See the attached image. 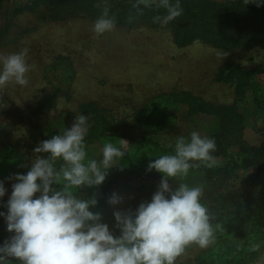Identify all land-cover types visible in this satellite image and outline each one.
<instances>
[{
  "label": "rangeland",
  "instance_id": "1",
  "mask_svg": "<svg viewBox=\"0 0 264 264\" xmlns=\"http://www.w3.org/2000/svg\"><path fill=\"white\" fill-rule=\"evenodd\" d=\"M81 1H91L108 10L124 3H138L10 0L0 5V55L27 49L26 63L30 66L26 87L9 82L0 88V181L6 189L0 197V213L7 214L12 184L17 182L9 177L27 174L37 155L34 148L70 129L76 115L88 117L86 164L102 160L106 143L120 147L119 139L128 142L124 156L107 170L104 180L110 182L115 177L109 196L116 193L123 198L117 205L110 204L113 212H132L141 185L158 188L162 174L153 175L156 170L148 171V165L171 152L155 147L150 139L175 150L179 137L189 140L193 131L209 137L218 131L219 117L195 110L194 101L197 107L202 102L235 105L244 127L243 141L253 145L262 142L264 45L221 49L196 40L180 46L175 42L170 22L164 25L140 21L133 27L115 24L111 31L98 35L93 31L97 19L87 12L55 18L70 3ZM224 52L226 57L218 55ZM245 73L250 74V84L240 88ZM54 90L60 91L54 108L39 116L36 111L40 103ZM100 117L104 118L102 125ZM89 136L94 137L92 142ZM238 150L234 147L226 155L213 157L215 163H201L214 168L224 166ZM61 164L63 161L59 160L55 166L59 168ZM257 172L239 169L223 186L207 183L194 173L170 178L173 188L180 183L203 187L201 203L214 217L216 237L208 248L189 246L176 264H198V258L206 253L211 255V261L215 260L209 264H240L246 259L245 264H259L264 256V219L245 221L244 216H235L233 208L220 201V195L238 188L242 179ZM261 177L264 179V172ZM62 187L58 184V188ZM104 191L103 183L72 189L79 198L96 199L97 204L89 209L94 213L103 209ZM13 234L7 231L5 217L0 216V246ZM253 243L261 245L259 251H249Z\"/></svg>",
  "mask_w": 264,
  "mask_h": 264
},
{
  "label": "clouds",
  "instance_id": "2",
  "mask_svg": "<svg viewBox=\"0 0 264 264\" xmlns=\"http://www.w3.org/2000/svg\"><path fill=\"white\" fill-rule=\"evenodd\" d=\"M140 4L144 7L155 4L158 9H165L166 15L154 17L155 22L164 25L183 12L180 0L175 4L171 0H138L135 7ZM114 26L115 20L105 8L94 22L93 31L100 35ZM27 52L23 49L19 53L0 55V88L9 82L28 85ZM218 55L224 58L227 53ZM88 131V117L76 115L70 129L34 148L37 155L27 174L9 177L17 182L12 184L7 214L0 213V216L5 217L7 231L14 234L0 246V264L10 259L20 264H176L189 246L203 249L215 243L214 217L201 203L203 187L180 183L173 188L170 183V178L186 177L190 169L199 166L193 161L215 163L211 155L216 150L214 139L193 131L189 140L177 139L174 155H163L150 162L147 170L154 169L163 178L150 202H141L134 213H113L115 226L120 230L116 237L101 222V214L89 210L97 204L96 199L79 198L72 189L101 185L107 170L124 156L128 142L119 139L120 147L106 143L102 160L99 163L90 160L86 164ZM41 153L47 155L41 156ZM59 160L63 164L57 168ZM53 184L63 187L57 191ZM5 192L0 181V197ZM36 193L40 195L34 198ZM122 199L113 193L108 203L117 205ZM260 247L259 243H253L249 251L257 252ZM259 264H264V256Z\"/></svg>",
  "mask_w": 264,
  "mask_h": 264
},
{
  "label": "trees",
  "instance_id": "3",
  "mask_svg": "<svg viewBox=\"0 0 264 264\" xmlns=\"http://www.w3.org/2000/svg\"><path fill=\"white\" fill-rule=\"evenodd\" d=\"M7 1L10 0H0V5ZM175 2L176 0H171V3L175 4ZM96 4L91 1L70 3L64 13L55 18H68L79 12H87L98 19L104 9ZM135 5L137 3H124L109 9V17L114 18L115 24L133 27L140 21L155 22L154 17H163L167 14L165 9H158L155 4L151 7L140 4L138 8ZM180 5L183 9L182 15L170 21L175 42L180 46L189 45L196 40L221 49H251L264 45V0H180ZM249 84L250 74L245 73L240 79L239 87H246ZM59 92L54 90L44 97L36 111L39 116L54 108ZM196 104V101L192 104L195 110L216 115L220 119L218 131L208 137L214 139L216 143V150L211 155L213 157L226 155L228 149L234 147H238L239 150L237 155L229 157L224 166L217 168L193 161L192 163L199 166L190 169L189 173L200 175L207 183L223 186L229 183L237 170L256 169L258 172L242 179L238 188L220 195V201L229 204L233 208L232 213L235 216H244L245 221L254 220L255 217L264 219V179L261 177L264 172V138L258 145L246 144L243 141L244 127L241 125V116L235 105L214 106L202 102L197 107ZM99 119L100 124H104V118ZM92 136H89L90 142L93 141ZM149 142L161 150L170 151L171 155L175 154V150L163 148L154 140L150 139ZM152 174L156 175L158 172ZM109 176L112 177L111 174ZM115 179L114 177L110 182H103L104 206L100 214L101 222L107 224L114 236L118 237L120 230L115 226L114 212L108 203L109 186ZM52 187L57 191L62 189L58 188V184H53ZM157 189L149 184L141 185L132 212H135L141 202H150ZM210 256L208 253L201 255L198 258V264L214 263V258L211 261ZM246 262L247 259L240 264ZM6 264H20V262L10 259Z\"/></svg>",
  "mask_w": 264,
  "mask_h": 264
}]
</instances>
